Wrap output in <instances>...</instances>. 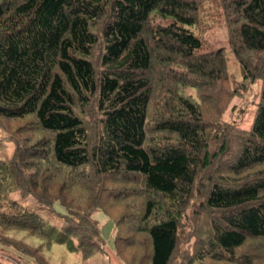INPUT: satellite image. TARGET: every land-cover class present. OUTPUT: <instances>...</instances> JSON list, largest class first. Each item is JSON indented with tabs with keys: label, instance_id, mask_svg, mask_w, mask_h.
Returning a JSON list of instances; mask_svg holds the SVG:
<instances>
[{
	"label": "trees",
	"instance_id": "1",
	"mask_svg": "<svg viewBox=\"0 0 264 264\" xmlns=\"http://www.w3.org/2000/svg\"><path fill=\"white\" fill-rule=\"evenodd\" d=\"M203 1L0 0V117L28 119L23 130L35 134L0 155V242L34 256L63 244L86 261L105 245L97 210L47 187L62 176L58 189L74 194L87 174L99 186L121 175L130 184L122 197L135 202L128 214L116 218L88 191L114 220V252L144 234L147 263L170 264L198 173L228 153L232 132L228 173L207 176L202 200L215 211L207 244L253 264L235 251L264 240V0H220L228 45L200 51L190 26ZM156 64L167 72L152 77ZM255 79L250 126L224 120L230 98ZM29 238L37 246L25 245ZM186 264L205 263L198 254Z\"/></svg>",
	"mask_w": 264,
	"mask_h": 264
},
{
	"label": "rangeland",
	"instance_id": "2",
	"mask_svg": "<svg viewBox=\"0 0 264 264\" xmlns=\"http://www.w3.org/2000/svg\"><path fill=\"white\" fill-rule=\"evenodd\" d=\"M190 27L200 39V51L215 49L218 46L226 47L228 45V23L224 16V10L220 4V0L203 1L198 8L197 22ZM228 68L237 77H240L239 64L231 55H229L228 58ZM161 71L164 72L165 69L156 64L154 69H150L149 72H151L152 77H158ZM260 86L261 79H255L248 84L247 89L242 94L230 98L223 111L222 118L231 123H238V125L246 128L249 127L256 107L255 101L258 99ZM93 114L94 112L91 111V115H89L88 118L90 119ZM27 120L28 119H6L0 117V155L11 154L15 142L18 141L21 143L25 135H30V137L35 135L28 127L23 130ZM224 124L227 123L225 122ZM224 129L225 127H223L221 132H224ZM29 131L32 132V135ZM217 131H220V128H218ZM219 135L222 137L221 134ZM226 135L229 136V139L233 138L231 145L234 148L238 143V141H236L237 136L232 132V137L229 133ZM36 136L38 137V134H36ZM29 138H27V140ZM232 147L229 148L228 153L215 159L214 164L217 165L206 167L198 173L194 188L192 189L193 191L191 192V198L189 196L190 199L188 204L184 207L183 216L179 221L177 244L170 264H186L187 257H197L198 254H200L202 263L205 264H237L234 259H230L228 256L214 253L210 245L207 244L211 239L210 227L215 219V211L206 206L202 200L206 190L211 184L207 176L209 175L208 178L213 180L215 175L219 176L228 173L227 166L225 168L224 166L233 162L231 159V153L233 152ZM242 174H244V172ZM94 178L96 177L92 176V173H90L87 174L84 179H77L79 183L75 185V189L72 187L74 194H68L66 189H58L62 176L52 180L55 184L53 185L50 182L51 188L47 187V190H55V193L61 194L71 205H76L75 207L80 205L78 207L84 209L85 206L89 204L91 211L93 210L94 212L95 209L97 210L94 216L100 225L101 234L105 241L104 248L96 251L86 261L82 259L79 252L69 251L63 244L57 243H54L49 250L46 249L43 252L38 249L34 250V254L42 260V264H148L146 259L148 239L144 234H134V238H132L133 241L130 242L129 246L122 247L124 250L119 254L114 252V220L103 211L98 210L99 208L96 205L93 206L92 195L88 192L99 191L94 197L99 201L104 200L103 202L105 204L101 206V209L107 212H113L114 216L117 218L120 214H128L127 212L130 210V206L132 208L134 207L129 204L130 201L135 204L134 198L129 200L128 197H122L125 196V192L127 193V191H125L127 188L125 187L130 184L121 178V175H115L111 179H104L103 181L102 178H99L100 180L98 179V181L100 186L94 182ZM69 184V188H71V185L76 183L71 182ZM98 187L99 189L97 190ZM107 191L111 192L114 196L117 195V199H111V196L107 197ZM76 201L81 203L74 204ZM89 201L91 203H89ZM25 202L28 204L31 201L27 199ZM219 220L221 223H224L221 219ZM134 222L135 220L131 219L129 216L125 226L130 227L128 229L132 230V226L130 225L134 224ZM123 234L126 237H130L128 235H131L128 231H124ZM24 244L34 248V245L37 246L38 241L35 238H29L28 243L26 242ZM243 251L248 252L245 253V255L251 259V263L264 264V240L256 239L246 241L244 246L235 251V254L239 255V253H243ZM36 256L25 254L18 249L11 248L0 242V261L5 264H40Z\"/></svg>",
	"mask_w": 264,
	"mask_h": 264
}]
</instances>
